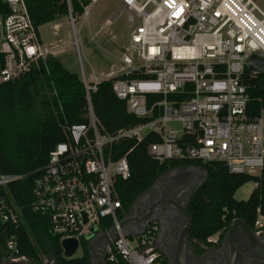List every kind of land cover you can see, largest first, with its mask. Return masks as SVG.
Listing matches in <instances>:
<instances>
[{
    "label": "built area",
    "instance_id": "1",
    "mask_svg": "<svg viewBox=\"0 0 264 264\" xmlns=\"http://www.w3.org/2000/svg\"><path fill=\"white\" fill-rule=\"evenodd\" d=\"M5 1L8 12L0 15V85L32 70L47 73V56L54 55L50 45L43 46L23 0ZM96 1L78 0L82 18ZM66 3L73 28L77 16L70 12V0ZM124 9L128 39L116 64L102 77L88 79L81 69L86 122L62 127L65 139L49 151L32 181L30 207L46 216L60 241L75 237L80 254L82 242L88 246L95 233L115 227L117 238L103 247L106 262L154 264L160 255L154 247L157 223L150 222L132 237L123 236L118 227L122 205L116 180L130 175L126 156H117L119 145L150 134L157 141L148 143L146 151L155 160L223 161L230 173L257 170L260 176L264 108L250 113L241 76L250 56L264 58V12L251 0H121L120 11ZM72 43L77 45L76 39ZM109 78L126 111L141 119L112 133L102 130L90 103V93ZM50 94L56 96L52 84ZM172 122L179 128L169 126ZM21 177L0 173V188ZM22 221V208L0 194V226L7 233L0 264L27 260L19 254L17 229ZM263 224L258 207L254 227L259 230ZM207 241L216 244L218 233Z\"/></svg>",
    "mask_w": 264,
    "mask_h": 264
},
{
    "label": "trees",
    "instance_id": "2",
    "mask_svg": "<svg viewBox=\"0 0 264 264\" xmlns=\"http://www.w3.org/2000/svg\"><path fill=\"white\" fill-rule=\"evenodd\" d=\"M83 4L87 0H81ZM29 17L36 27L56 21L69 14L66 0H23ZM72 16L82 14L78 0H70ZM0 0V15H3ZM2 56L0 54V62ZM48 72L32 70L26 75L0 85V173L22 177L0 188V194L22 208L23 221L17 229L20 235L19 254L31 264H40L44 259L53 264H90L88 246L81 243V254L75 258L62 256L60 237L51 231L46 216L33 212L31 187L33 179L41 172L49 151L65 139V124L86 122V99L79 76L67 70L54 56L46 59ZM242 82L248 94V108L257 114L264 108V72L252 74L244 68ZM112 78L101 80L90 103L102 130L114 132L131 126L141 119L126 111L124 101L118 99L111 88ZM56 96L50 94V86ZM60 108H59V105ZM157 141L146 135L141 141H123L117 156L125 155L130 175L116 180V191L121 201L118 217L124 216L135 198L148 189L155 179L168 169L181 165H193L206 171V177L197 187L185 208L191 218L187 230L188 242L199 249L198 244L211 245L207 238L218 233V242L224 236L233 218H239L254 226L256 209L264 214V169L260 176L235 174L225 167L213 169L198 160H164L151 158L146 151L148 143ZM257 182L249 197L237 200L234 193L242 185ZM105 227L111 224L106 221ZM5 229L0 226V260L3 256ZM106 262V261H105ZM160 254L154 264H166ZM107 264H127L122 260Z\"/></svg>",
    "mask_w": 264,
    "mask_h": 264
},
{
    "label": "water",
    "instance_id": "3",
    "mask_svg": "<svg viewBox=\"0 0 264 264\" xmlns=\"http://www.w3.org/2000/svg\"><path fill=\"white\" fill-rule=\"evenodd\" d=\"M1 5L4 13L8 12L7 2L1 0ZM111 21V19L109 20ZM247 68L254 74L264 72V58L252 55L247 59ZM213 169H221L224 167L223 161H207L205 163ZM197 171L201 174L202 178L193 189L189 190L184 201L174 199L161 200L155 202L154 208L162 204L163 211L158 215H150L151 208L147 210V214L143 217L136 216L132 211L136 208V201L143 197L151 188L155 186L159 176L167 175L172 177L175 173H190ZM152 185L140 193L132 203L129 211L120 218L118 227L121 234L125 237H132L142 234L150 222H157L158 229L155 239L154 247L158 250L167 260V264H186V256L193 259V264H203L199 256L192 253L188 245L187 230L191 223V218L185 208L189 197L193 191L201 185L206 177V171L193 165H185L168 169L160 174ZM160 209V210H161ZM83 220L85 216L83 214ZM242 230L248 239L251 251L257 254L264 261V250L259 246L253 237V233L244 221L239 218H233L227 226L225 238L230 243V263L239 264L241 258V242L238 235V230ZM117 238V231L115 227H111L107 232H97L88 242V252L90 264H104L101 262V257L104 256L103 247L105 243ZM62 249V256L65 258L78 257L79 242L75 237L63 238L60 241Z\"/></svg>",
    "mask_w": 264,
    "mask_h": 264
},
{
    "label": "rangeland",
    "instance_id": "4",
    "mask_svg": "<svg viewBox=\"0 0 264 264\" xmlns=\"http://www.w3.org/2000/svg\"><path fill=\"white\" fill-rule=\"evenodd\" d=\"M136 1L142 3L144 0ZM251 1L264 12V0ZM120 2L121 0L96 1L90 6L87 17L77 16L73 28L68 16L39 26L38 32L43 46L48 48L50 45L49 48H52L54 52L53 56L67 70L78 76L82 69L88 79H91L93 75L102 77L116 64L120 48L130 33V26L127 22L128 10L117 11L113 15L119 8ZM109 18L110 23L104 24ZM74 39L77 45L72 43ZM169 126L178 129L179 123L172 122ZM247 174L257 176L259 173L257 170H251L247 171ZM254 187V181L250 180L235 191L234 198L247 199ZM95 227L93 228L96 229ZM19 264L31 263L23 260ZM40 264H53V262L44 259Z\"/></svg>",
    "mask_w": 264,
    "mask_h": 264
},
{
    "label": "flooded vegetation",
    "instance_id": "5",
    "mask_svg": "<svg viewBox=\"0 0 264 264\" xmlns=\"http://www.w3.org/2000/svg\"><path fill=\"white\" fill-rule=\"evenodd\" d=\"M201 178V174L197 171L190 173H175L172 177H168L167 175L159 176L155 186L136 201V208L132 212L138 217H143L147 214V210L152 207L150 215H158L163 211V209H161L162 204L158 205L157 208H154L153 205L155 202L169 199L184 201L188 191L196 187ZM247 228L251 230L255 241L264 250V224L259 230L254 226H247ZM225 234L216 244H198L199 249L189 242L188 245L192 253L199 256L203 264H231V247L229 240L225 238ZM238 235L241 242V258L239 264H264V261L257 254L251 251L248 239L244 232L239 229ZM101 258V262L105 264L104 256ZM185 260L186 264H193V259L191 257L186 256Z\"/></svg>",
    "mask_w": 264,
    "mask_h": 264
},
{
    "label": "crops",
    "instance_id": "6",
    "mask_svg": "<svg viewBox=\"0 0 264 264\" xmlns=\"http://www.w3.org/2000/svg\"><path fill=\"white\" fill-rule=\"evenodd\" d=\"M117 11L119 12L120 11V6H119V8L116 10V12L113 14V15H115L116 13H117ZM113 17V16H112ZM111 17V18H112ZM110 20V18L109 19H106L105 20V22H104V24H109L110 22H108ZM54 22V21H53ZM53 22H50V23H53ZM158 225V224H157ZM157 234V233H156ZM155 239H156V237H155ZM161 254V253H160ZM162 255V254H161ZM163 256V255H162ZM164 257V256H163ZM165 258V257H164ZM166 259V258H165ZM167 261V260H166ZM105 264H107L106 262H105ZM156 264H158V263H156ZM166 264H167V262H166Z\"/></svg>",
    "mask_w": 264,
    "mask_h": 264
}]
</instances>
